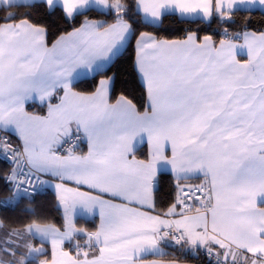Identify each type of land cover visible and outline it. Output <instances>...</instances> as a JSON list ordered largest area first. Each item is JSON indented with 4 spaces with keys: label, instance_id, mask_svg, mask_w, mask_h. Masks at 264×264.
<instances>
[{
    "label": "snow or ice",
    "instance_id": "obj_1",
    "mask_svg": "<svg viewBox=\"0 0 264 264\" xmlns=\"http://www.w3.org/2000/svg\"><path fill=\"white\" fill-rule=\"evenodd\" d=\"M257 7L264 0H0V212L54 187L64 216L19 228L0 218V264H57L56 249L69 264H159L149 257L172 243L201 264H264V31L250 18L235 30ZM176 16L222 31L142 30ZM133 43L143 103L116 94L111 70ZM77 209L98 210L99 226L78 227Z\"/></svg>",
    "mask_w": 264,
    "mask_h": 264
},
{
    "label": "trees",
    "instance_id": "obj_2",
    "mask_svg": "<svg viewBox=\"0 0 264 264\" xmlns=\"http://www.w3.org/2000/svg\"><path fill=\"white\" fill-rule=\"evenodd\" d=\"M95 15V13H92ZM39 19L40 17H36ZM251 23L248 25L249 30L254 31H264V12L261 10H254L251 13H245L242 16L238 15L237 19L240 21L236 26L235 30L239 31L244 27V20L249 19ZM183 21H192V22H183ZM57 26V30H62L68 25H64L62 21L53 20ZM199 30L201 37L204 34H216L222 31L220 25L214 22H201L200 19H182L178 16L169 17L162 28L160 29H142L154 31L158 34L161 39H183L186 35L187 30ZM215 39H219V36L214 35ZM120 59L112 66L111 70L117 74V83H116V94L124 92L129 96L133 97L136 102L143 103V88L137 77L136 72L134 71V43L132 46L126 45L125 49L119 54ZM89 77L80 79L78 81H87ZM81 90H89L87 84H81ZM28 110L37 112L40 111L39 108L29 105ZM86 150V146H84ZM146 153L145 146H142L138 149V155L143 156ZM7 168L5 163L0 161V175L6 173ZM3 180L0 179V189L3 187ZM160 187L162 191L158 193V210L159 207H162L166 203L167 196L166 194L171 190L170 182L165 180L161 183ZM0 218L4 221L5 228L17 227L27 223L30 219L32 220H41L45 222L55 223L57 226H61L64 223L63 210L58 209V198L54 193L48 190H42L39 194L36 195L35 203H29L28 201H22L14 212L2 213L0 212ZM75 223L78 227H84L89 230H94L98 226L97 219H83L77 218ZM165 253L156 257V258L165 261H177L183 263L191 264H201L202 258H196L190 254H187L184 250L178 245L165 246Z\"/></svg>",
    "mask_w": 264,
    "mask_h": 264
},
{
    "label": "crops",
    "instance_id": "obj_3",
    "mask_svg": "<svg viewBox=\"0 0 264 264\" xmlns=\"http://www.w3.org/2000/svg\"><path fill=\"white\" fill-rule=\"evenodd\" d=\"M182 2H183L184 4L190 6L191 4L196 3L197 0H182ZM256 9H257V10H261V11L264 12V9H262V8L257 7ZM256 9H255V10H256ZM179 18H181V17H179ZM182 19H200V17H183ZM242 42H243V41H240V43H242ZM126 45H127V44H126ZM126 45L124 46V48H121V49H120L119 54L125 49ZM238 51H239L240 54L237 56V59L240 60L242 63H243V62H246V61L248 60V58H249L248 55H247V49H238ZM119 54H118V55H119ZM107 67H108V66L105 65V68H107ZM83 78H87V76L84 75V74H80V75L77 77V80H80V79H83ZM32 112H33V111H32ZM142 146H144V145H143V144H138V145H137V148L139 149V148H141ZM43 190L51 191V192L54 193L55 196L58 198V195H57V193H56L54 187H48V188H45V189H43ZM77 218H83V219H94V218H96V219H97V222H98V226H99V212H98V210H97L95 213H92V214H86V213H83L82 211H80L79 209H77V211H76V213H75V215H74V217H73L74 222H75V220H76ZM98 226H97V227H98ZM164 253H165V249H164V247H163V248H162V253H161V254H157V256L163 255ZM54 258H55L57 264H69V260H68L66 257H64L63 255H61V254L59 253V250H58V249L54 250ZM151 259H153V258H151ZM159 264H191V263H183V262H177V261H165V260H160V259H159Z\"/></svg>",
    "mask_w": 264,
    "mask_h": 264
},
{
    "label": "built area",
    "instance_id": "obj_4",
    "mask_svg": "<svg viewBox=\"0 0 264 264\" xmlns=\"http://www.w3.org/2000/svg\"><path fill=\"white\" fill-rule=\"evenodd\" d=\"M1 162H3V161H1ZM42 190H43V189H42ZM42 190H40V192H41ZM40 192H39V193H40ZM173 245H175V244L173 243ZM175 246H176V245H175Z\"/></svg>",
    "mask_w": 264,
    "mask_h": 264
},
{
    "label": "water",
    "instance_id": "obj_5",
    "mask_svg": "<svg viewBox=\"0 0 264 264\" xmlns=\"http://www.w3.org/2000/svg\"><path fill=\"white\" fill-rule=\"evenodd\" d=\"M59 208H61L63 210L62 206H60Z\"/></svg>",
    "mask_w": 264,
    "mask_h": 264
}]
</instances>
